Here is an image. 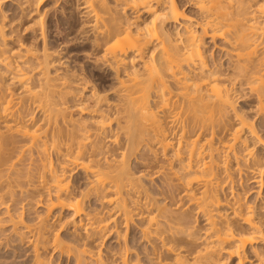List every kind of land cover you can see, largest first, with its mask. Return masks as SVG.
I'll return each instance as SVG.
<instances>
[{
  "label": "bare ground",
  "instance_id": "1",
  "mask_svg": "<svg viewBox=\"0 0 264 264\" xmlns=\"http://www.w3.org/2000/svg\"><path fill=\"white\" fill-rule=\"evenodd\" d=\"M6 1L0 0V206L9 204L8 195L15 199V186L23 197L39 188L49 196L38 199L47 213L35 222L23 211L8 220L32 248L34 264H51V251L76 264L87 257L95 264H245L248 254L250 264H264V205L245 201L233 187L244 167L261 183L264 173V0H74L77 34L101 52L97 59L114 71L119 95L109 103L92 89L90 104L77 105L92 116L79 121L67 103L74 88L87 85L55 69L48 0H13L8 10ZM17 26L34 39L15 38ZM239 89L252 101L249 110L239 106ZM143 142L159 147L163 160L155 171L147 162L138 174L130 158ZM76 169L88 180L80 194L69 184ZM145 175L161 184L147 186ZM92 198L108 204L126 230L137 223L147 244L136 255L123 234V249L108 261L99 238L114 213L90 210ZM56 207L73 211L79 247L65 242L61 226L53 228Z\"/></svg>",
  "mask_w": 264,
  "mask_h": 264
},
{
  "label": "rangeland",
  "instance_id": "2",
  "mask_svg": "<svg viewBox=\"0 0 264 264\" xmlns=\"http://www.w3.org/2000/svg\"><path fill=\"white\" fill-rule=\"evenodd\" d=\"M13 0H8L4 4L3 8L8 10L9 7H13ZM47 9L51 10V15L49 17L46 16V30L49 35V46L51 51L54 52L55 55V69H58V72H64L67 74H73L76 78L73 80L76 82H85L87 85L86 90H78V88H74V92L76 96L71 97L68 101L67 105L70 106L71 116L75 120H89L92 116L91 113H79L77 110V105L80 103L90 104L91 101V90L97 89L100 91L108 100L109 103H117L119 100V95L117 92V79L114 75V71L111 67L103 64V61L97 59V56H100L101 52L98 49H95L91 46V43L85 42L80 38V35L77 34V23L80 22V11L75 8V1L68 0H48L46 2ZM6 6V7H5ZM72 8V11L69 10ZM80 10V9H79ZM67 12L68 14H66ZM10 13V11H8ZM53 14V18H52ZM49 18V19H48ZM51 18V19H50ZM52 22H50V21ZM58 20V21H57ZM52 26V27H51ZM18 30L17 36L15 38H22L27 42H31L33 38V31H23V26L16 27ZM21 39V40H22ZM28 40V41H27ZM39 44L41 41H38ZM0 69L3 70V67L0 65ZM5 79L7 82H10L9 75H5ZM75 83V82H74ZM244 90L239 89V106L242 108L249 110L252 105V101L249 98L243 96ZM106 100V101H107ZM38 116L41 115L39 112ZM40 122V119L38 120ZM117 153H120V149L117 150ZM154 153H157V157H153ZM162 150L157 146H152L148 148L143 142L138 149H136L131 154L130 158V167L135 173H140L141 169H144L145 164L148 162L151 163V170L155 171L157 169V165L162 163ZM58 162V156L54 155V163ZM254 175L250 169H246L245 167L241 171V174L235 175L234 191L236 193H240L241 197L244 198L245 201H249L251 204H263L264 205V173L262 183L258 182L259 180H255ZM144 183L147 186L151 184V186L155 188V184H161L162 179L160 177H155L154 175H145L142 177ZM70 186L74 190V192L80 194L82 191H86L88 188V180L84 177L83 171L81 169H76L73 171L72 176L69 182ZM150 184V185H148ZM228 188V187H227ZM230 189V188H228ZM16 195H14L15 199L10 201V196L7 198V202L9 203L0 206V219L2 220L1 224L3 229L0 231V264H34V256L32 251L30 250V246H27L26 243L22 242L18 235L12 231L13 224L8 221L10 219L11 214L13 216L19 215L23 211V215L25 221L27 222H35L38 218V215H46L47 210L45 204L38 205L39 198H48L47 193H41V189L39 190H31L32 195L22 196L20 195V187L15 186ZM233 189V188H232ZM229 191V190H228ZM228 191L226 192L228 194ZM1 192V190H0ZM2 193V192H1ZM7 195V194H6ZM7 197V196H6ZM23 197V198H22ZM26 197L25 200H23ZM19 198V199H18ZM22 198V199H21ZM89 209L92 211H97L101 214V216H108L109 214H113L112 220L110 221V229L107 230L104 238H99L100 248L103 253L107 255L108 261L110 263L113 261V256L117 255L125 245L124 236L126 235V240L129 247L132 249V253L136 255L147 242L142 241L139 238L137 223L126 230V226L121 223L120 218L115 215V211H109L108 204H101L97 202L95 199L88 200L86 202ZM7 206L10 208V213H6ZM263 207V206H262ZM73 211L69 208L61 209L60 207H56L53 209L52 214L50 215L51 223L53 228H61L59 231L62 236L66 235L65 242L71 244L72 246L79 247L82 240L78 237V234L73 231ZM77 218V217H76ZM136 222H138L136 220ZM200 226L203 225V221H198ZM63 225V227H62ZM59 230V229H58ZM123 238L120 239L119 235H123ZM101 236V235H100ZM122 237V236H121ZM259 247L264 248V243L258 244ZM30 247V248H29ZM32 249V248H31ZM52 252V251H51ZM47 253L46 258L50 260L51 264H76L73 256H67V254H62L59 251H53ZM245 264H250V261L253 260L251 254ZM142 256V254H141ZM236 259L229 261L228 264H235ZM83 264H95L94 260L90 257H87L84 260Z\"/></svg>",
  "mask_w": 264,
  "mask_h": 264
}]
</instances>
